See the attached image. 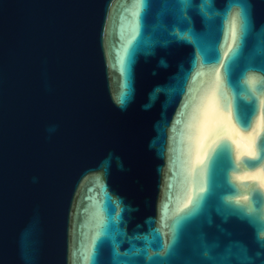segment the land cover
I'll return each mask as SVG.
<instances>
[{
  "label": "water",
  "instance_id": "1",
  "mask_svg": "<svg viewBox=\"0 0 264 264\" xmlns=\"http://www.w3.org/2000/svg\"><path fill=\"white\" fill-rule=\"evenodd\" d=\"M0 264H264V0H0Z\"/></svg>",
  "mask_w": 264,
  "mask_h": 264
}]
</instances>
